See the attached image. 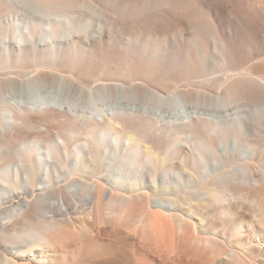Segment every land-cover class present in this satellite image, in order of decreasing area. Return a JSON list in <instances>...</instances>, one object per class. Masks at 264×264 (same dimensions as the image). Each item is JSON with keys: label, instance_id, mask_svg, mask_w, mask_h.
<instances>
[{"label": "bare ground", "instance_id": "6f19581e", "mask_svg": "<svg viewBox=\"0 0 264 264\" xmlns=\"http://www.w3.org/2000/svg\"><path fill=\"white\" fill-rule=\"evenodd\" d=\"M14 1L39 13L22 15L27 46L3 40L0 57L32 70L7 80L18 95L8 108L0 88V106L58 131L0 178V205L33 231L2 264H264L257 146L228 141L264 137V0ZM74 126L84 138L70 143Z\"/></svg>", "mask_w": 264, "mask_h": 264}, {"label": "rangeland", "instance_id": "374dc122", "mask_svg": "<svg viewBox=\"0 0 264 264\" xmlns=\"http://www.w3.org/2000/svg\"><path fill=\"white\" fill-rule=\"evenodd\" d=\"M24 10H30L27 6L22 3H17L14 0H1L0 1V46L2 45V41L5 40L9 45H20L21 47L27 46L26 40V33H27V26L26 22L22 18L23 16L28 15L31 18L32 15L39 13L37 10H30V12H24ZM15 15H19V18H15ZM6 30L9 31V37L6 39L4 36L6 35ZM141 31V30H139ZM40 34V33H39ZM43 35V34H42ZM16 57L12 61H7L6 58L0 57V88H2V94L5 93L4 100H6V104H8V108L10 104L14 103L16 96L18 95V90L12 89L8 82H12V84H16L14 80H21L24 79L27 75L26 72L32 70V67L23 66L21 62L17 61ZM54 70V72H58L57 69H48ZM46 77L48 78V71L45 73ZM16 96H13L15 95ZM14 110L6 111L4 106H0V123H2V127H4V132L0 129V178L4 176L5 172L15 163V152L21 150L26 146H31L35 148H43V144L46 143L47 140H54V136L58 131L57 123L52 122H41L39 124H35L34 126H23V125H16L11 123V118L9 113ZM250 110H220L221 113H225L228 115V118L238 117V116H245ZM75 132L69 138L70 143L78 142L84 138L83 135V128L80 126H74ZM180 131H187L184 128H180ZM233 139H240V141H249L250 143L256 145L255 154L257 155V162L255 168V174L257 176L262 175V170H264V137L260 138L249 132L245 131H236L232 130L228 134V141L231 142ZM163 142V141H162ZM166 164L163 165L164 168H172V169H181L178 166L177 161L175 159H168L165 162ZM234 166L231 164L229 166L232 169ZM186 171H190L186 167L183 168ZM89 175L88 173L86 174ZM85 177V176H84ZM146 179V178H143ZM36 183L34 184L33 188H38L42 184L40 180L36 178ZM1 182V179H0ZM220 190H223L219 187ZM19 196H23L21 194L23 189L18 188L16 189ZM53 199V196H52ZM17 200V198H14ZM230 199L227 198L225 202H222L219 207H223L228 204ZM194 204V201H191ZM4 205H0V221L6 220L7 218L15 221V225L13 230L11 231L10 235L1 237L0 236V250L8 252L9 255L14 250V246L22 247L23 244L29 242L32 236V230L29 227L23 226L21 220H19L18 213L14 210H9L3 207ZM181 206L188 208L186 205L181 204ZM77 211H80L84 214H87L89 211V204H87L84 199L81 197L78 199L76 204ZM215 208V206H214ZM190 211L193 212V209L190 208ZM246 212V210H243ZM231 217V216H230ZM228 219H232L231 218ZM194 220L198 224L201 223V217L197 215H193ZM30 225H34L35 222L33 220L28 221ZM212 232L218 231L219 227L214 224H210ZM32 228V227H31ZM228 244L232 248L239 249L245 253L247 250L245 247L240 245V242L232 240L229 238L226 240ZM17 257V256H15ZM19 263L24 262L23 259L15 258ZM0 264H2L0 259Z\"/></svg>", "mask_w": 264, "mask_h": 264}]
</instances>
